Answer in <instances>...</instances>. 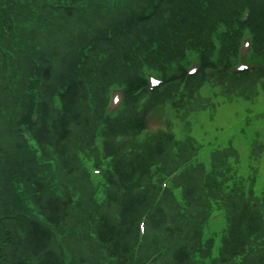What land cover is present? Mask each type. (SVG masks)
<instances>
[{"label": "trees", "instance_id": "16d2710c", "mask_svg": "<svg viewBox=\"0 0 264 264\" xmlns=\"http://www.w3.org/2000/svg\"><path fill=\"white\" fill-rule=\"evenodd\" d=\"M255 1L264 6V0ZM154 2L0 0V264H70L64 261L60 249L57 252L53 248L54 233L69 228L70 209L77 200V191L76 196L61 198L48 191L47 183L50 180L60 182L58 177H64L74 169V155L68 147L70 132L88 127L89 112L85 110L83 83L76 85L70 81L64 94L60 95L61 111L53 117H50L49 94L66 78L64 70H69L70 63L79 59L80 50L93 42L90 52L94 57L104 54L102 67L107 68L115 62L118 69L129 67L132 81H136L142 63L157 64L165 54L170 55L169 60H175L186 50L205 47L204 36L208 31L215 29L220 21L230 20L241 9L233 0H159L148 15ZM102 11H105L104 16H101ZM79 14L84 17L75 29L74 20ZM257 14H252L250 21L256 40L262 36ZM128 17L134 18L123 24L126 32L121 36L119 49L104 51L110 28L120 27L122 19ZM131 49L136 51L132 55L128 54ZM10 52L11 60L16 58V65L14 62L10 65L11 60L8 64ZM27 64L42 67L41 87L31 81ZM58 65L61 68L56 75L54 70ZM201 82V79L186 82L180 94L178 84L170 85L158 90L156 97L163 100L166 94L170 97L171 107L182 110L196 96ZM37 94L42 96L41 101L35 99ZM35 107L38 110L36 125L22 130L25 120L28 125H33L29 115ZM83 113H86L87 121L81 120ZM143 124L139 121L137 127L142 128ZM162 137L161 132L136 130L133 145L141 156L131 161L119 157V147L107 145L106 154L111 158L117 183L116 196L109 195L112 203L107 205L119 207V218L112 223L107 215L101 216L96 237L103 258L114 264L127 263L130 254L127 238L138 221L139 208L145 200L137 190L149 166L163 153ZM192 191L191 188L187 194ZM29 205L47 225L41 226L24 216ZM151 216L150 229L161 231L166 224L165 212L158 207ZM259 222L253 207L242 205L234 214L221 259L240 256L248 240L260 233ZM24 228L29 231L27 245L21 234ZM172 257L169 264H194V255L186 252L185 247L174 252Z\"/></svg>", "mask_w": 264, "mask_h": 264}, {"label": "rangeland", "instance_id": "374dc122", "mask_svg": "<svg viewBox=\"0 0 264 264\" xmlns=\"http://www.w3.org/2000/svg\"><path fill=\"white\" fill-rule=\"evenodd\" d=\"M104 15L105 11H102L101 16ZM76 17L74 20L75 29L78 21L82 20L84 16L79 14ZM245 51L246 49H242V54ZM91 58L92 54L89 53L83 63L78 61L76 64L84 66ZM259 58H264V56L256 52L254 59H249L245 63L248 65V74L243 77L206 78L199 94L181 113L175 112L168 104L169 101L163 102L154 93L147 95L143 100L133 101L135 98H130L126 107L119 106L110 118L102 116V122L106 126L104 134H101L100 130L95 132L91 127L77 132L76 129H73L70 132L68 147L71 154L74 155L75 167L70 174L58 177L60 182L50 180V183H47L48 191L61 198L72 194L76 196L77 191V200L70 209L71 219L67 224L73 234L69 233L67 236L66 229L54 233L53 248L57 252L62 251L66 263L114 264V262L103 258L102 247L92 239L94 237H90L97 232V221L101 216L107 215L112 223H116L119 218V207H116L115 204L107 205L109 202L112 203L109 195L114 198L116 196L117 183L111 160L106 156L107 146L104 147V145L106 143L119 147V157L125 161H131L136 156H141V153L136 152V147L133 145V134L136 130L141 129L145 132L163 133L164 146L162 155L152 162L147 174L140 180L137 194L145 197V200L139 208L138 223L127 238L130 254L126 258V264H147L159 253L160 249L164 250L152 260V264L171 263L172 254L181 247H185L186 252L196 257V248H194L196 243H198L197 251H200L196 257L199 262L196 264H264V153L262 161H257L259 166L262 163L260 167L263 178H260L258 172L255 178L254 171L249 170L247 161L241 158L249 142L245 140L243 131H240L241 139L245 141V144H240L237 139L233 141L240 156L236 157L231 152L233 156L230 157L229 154L223 153V158L214 159L209 175L204 174L200 168L182 174L175 167L180 161L198 150L200 145L210 143L220 130H214V125L222 128L221 126H225L231 120L241 117V120L234 121V123L242 122L241 128L244 127L245 120H254V126L247 127L245 125L246 132L252 133L257 130L261 133L264 132V72L262 69H252L253 66L261 65ZM14 64H17L15 56ZM231 65L234 67L233 62ZM25 66L31 76L40 73L36 66L29 64ZM60 68L61 66L58 65V68L54 70L56 75ZM64 72L66 74L67 69ZM4 73L6 75L8 71L6 70ZM101 73L106 75L105 72ZM31 81L34 79L32 78ZM87 81L89 84L91 83L89 79ZM94 82L90 84V88L92 94L93 91L97 92L94 95L96 101L93 102L92 99L87 98L88 102L96 106V114H98L101 109V103L98 100L104 94L105 88L107 103L103 109L105 113L113 111L120 93L112 90L107 91L109 85L106 76L103 79L98 77ZM239 100L242 102L239 104H243L241 108L233 110L229 107L232 102H236L237 105ZM224 107L229 108L222 110ZM217 110L219 113L222 112L226 118L216 119ZM2 112L4 113L3 110ZM121 114L123 115L120 118ZM205 117L208 119L204 120ZM88 118L91 123L94 121L91 115ZM81 120L87 121L86 113H83ZM139 121L144 123L142 128L137 127ZM198 123V129H195ZM219 144L221 148L225 146L222 141ZM203 151L204 149L199 152V155ZM254 153L260 159V151H254ZM200 158L207 163L209 161L208 151L204 152ZM231 164L236 169L231 167ZM94 171L99 172L96 174V179L87 175V173L93 174ZM165 179H167V183L164 194L156 196ZM212 185L215 188L210 190L209 187ZM191 188L193 191L189 195L187 192ZM244 204L252 206L258 215L261 225L260 233L248 240L240 256L234 259L226 256L222 262L213 260V258L223 256L220 247L226 236L225 231L229 219H233L235 212ZM28 207L30 208V205ZM156 207H160L166 216V224L158 232L152 231L150 224H146ZM211 207H213L212 211L221 210L223 217L220 222L222 223L208 219L205 221L204 227L200 229L201 221L204 222L208 215L204 213L207 210L211 211L208 209ZM24 216L31 221L44 224V219L35 209L30 208ZM86 230L90 237L89 240L86 238L88 237ZM28 233V229L25 230V228L21 233L25 245L28 244L26 238ZM212 235L216 236L212 239Z\"/></svg>", "mask_w": 264, "mask_h": 264}]
</instances>
